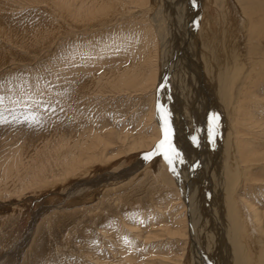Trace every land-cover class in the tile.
Here are the masks:
<instances>
[{"label":"rangeland","instance_id":"obj_1","mask_svg":"<svg viewBox=\"0 0 264 264\" xmlns=\"http://www.w3.org/2000/svg\"><path fill=\"white\" fill-rule=\"evenodd\" d=\"M59 1L0 0V264H194L187 203L177 175L163 150L158 151L165 129L158 123L159 117L147 121L152 106L157 113L159 86L146 90L149 84L144 88L110 81V71L121 79L140 68L136 65L140 56L143 58L147 40L157 34L153 18L158 1L151 0L150 6L142 0H115L119 6L111 10V16L97 17L88 21V26L78 19L71 21L74 0ZM253 2L261 7L255 17L264 16V0ZM231 4L229 0H202L199 12L193 9L194 3L185 10L186 4L175 28L181 36L193 31L194 61L206 84L199 95L209 96L211 91L217 97L214 108L209 110L207 103L203 110L197 102L192 112L195 121L196 116L203 121L200 131L212 123L218 132L210 152L212 164L229 165L231 186L224 198L246 227L237 238L238 247L252 263L251 237L259 229L249 227L247 221L252 219L246 217L243 205L246 201L264 211V64L263 68L261 62L255 66L253 60L264 54L249 53L250 64L244 66L247 73L239 64H228L226 29L235 33L239 29ZM193 16L198 19L194 21ZM257 20L262 25L264 17ZM155 40L161 66L166 47L160 39ZM181 45L186 51L185 44ZM172 73L168 79L176 90L171 93L170 109L175 111L184 69L176 64ZM235 75L232 106L229 95L233 84L228 80L233 82ZM200 86L194 83L192 90L199 91ZM154 128L161 136L153 146L130 149L136 140L152 135ZM118 135H126L127 141L121 142ZM86 136L89 140L108 136L115 144L104 152L107 146L98 142L99 159L93 160L96 150L92 149L91 154H82L84 160L78 163L83 148L73 142ZM69 139L71 145H65ZM170 141L180 152L183 162L179 165L190 173L193 164L189 166L181 153L184 146L173 138ZM27 152L38 159L24 168L20 164L23 157L28 158ZM149 154L151 158H147ZM67 155H72L74 162L67 164ZM110 155L116 158L110 159ZM199 159L202 161L201 156ZM138 164V171L124 174L125 169ZM105 177L108 182L82 186ZM77 184H82L81 188L72 194ZM36 212L40 215L32 230ZM177 228L181 234L173 233ZM25 238L28 242L20 254L16 248Z\"/></svg>","mask_w":264,"mask_h":264},{"label":"bare ground","instance_id":"obj_2","mask_svg":"<svg viewBox=\"0 0 264 264\" xmlns=\"http://www.w3.org/2000/svg\"><path fill=\"white\" fill-rule=\"evenodd\" d=\"M144 1H145V3L150 4V6L152 5L151 0H142L141 2H144ZM157 1L158 2H157L156 6L158 8H157V12L153 18V21H154V23H156V26H157V27H155V28H157V32H155V33H157L155 36V39H160L161 41L160 40L159 41L162 42L163 48L166 47L165 48L166 51L163 54V57H161L162 58L161 66L158 65V63H157L159 60L158 59L159 55L157 53L158 51L156 50V45H157L156 40L153 37H150L147 40L146 47H144L145 48V50L143 52L144 55L142 54L143 58H141V56L138 54L140 56L139 60H141V61L138 62L139 64L136 62L137 63L136 66L139 67V65H140L139 69L136 67L137 71L136 70L135 71L137 73L136 72L132 73L131 71H134V69H133L130 71V73L123 75V77L120 79L119 78L120 74L114 73L115 71L114 72L110 71V73H113V74H110V81L115 83V84L117 83L120 86L127 84L129 86L132 85L133 87L134 86L136 87L138 85L144 86V85L149 84V87L145 88V86H144V88L146 90H148L150 87L151 88L156 87V89H157L158 86L162 85V93H160V96H159L161 101H160V103L158 102L157 113H155V107L152 106L151 111L149 113V118L147 121L150 122V120H152V118H155V117L158 118L159 117L158 123H160L162 125V127H164V129L166 127L169 128L170 138L171 139L173 138L174 142L182 144L184 146V148L181 147L182 151H183V152L181 151V153H183V155L185 157H187L188 165L190 166L191 164H193V166L191 165L189 167V168H191L190 173H187L186 168L183 169V167H181L178 162H174V164L171 165L170 168L172 170H173V168H175L174 173L178 177L179 185H180L179 188L181 189L183 199L187 203L188 213L186 215H188V218H189L188 221L191 222L190 223V226L192 227L191 228V238H192L193 243L195 245V248L193 247V250H192L193 253L191 252L194 264H264V211H261L260 209H258V207L256 208L253 204L249 205V202H246V201L244 202L243 206H245V204H246L245 208L247 210L246 217H248L249 219H252V221H247V224L249 225V223H250L249 227L252 229H254L255 225L258 226L257 229H259L258 232L260 233L259 234L257 232H254V234L251 237V240H252L251 241V243H252L251 258L253 259L254 262L250 263L251 261L248 262V260H246V256L244 257V255H246V253L244 255H242V253L240 251L241 249H239V247H238L239 239H237L239 237V234L242 231L243 227L245 229H246V227L242 224V222L239 219H237V217L235 216L236 214L233 213L234 210L232 211V205H229L227 203L228 201L224 198L226 196L224 193L228 191V189H229L228 186L230 183L229 170H228L229 165L227 164L226 166H222L219 163L218 165L214 166L212 164V162H214V161L212 160V156L210 155V152H212V150H213L212 147L214 145V133H216L215 127L212 126L213 125L212 123H208L209 126H207L208 125L207 122L209 121V120H207V122H206L207 125H205L206 129L202 128L203 130L200 131V128L202 127V125H200V123L203 124V121L199 120V119L197 120V118H198L197 116H196V121H195V118H194L195 114H194V112H192L193 111L192 106H195V104L197 102L198 103L201 102L200 104L197 103V105H198V107H202L203 110H205L207 103H208L207 106H208L209 110L214 108L213 107V105H214L213 101L217 100V97L209 90L208 91L210 92L209 93L210 95L209 96H208V94L205 95L206 98H208L209 102H207V99H205V96L199 95L201 90H203L206 87V84L204 83L203 76L200 75L201 72L197 68V66L195 65V61H194L195 54H194V51L192 48V40H191L192 36L194 35L193 31H192L193 25L191 24L192 25L191 26L192 33L190 34V36H187V34H186L187 32L185 34H183V36H181V34H179L180 31L178 30V32H177V28H175V26L178 25L177 21L179 19L180 12L183 9V8L181 9L182 6L185 7V5L187 4V7H185V10H189L191 7V4L194 3L195 5H194L193 9L199 12L197 7L201 6L202 0H191V1L189 0L190 4L187 3L188 0L187 1L186 0H157ZM229 1L232 2L231 5H233L232 6L233 11H231V14H232V12H234L233 16L235 18L237 28H239V29L237 30L236 33L231 32L228 29H226L227 30V43H228L227 44V51H228V54H227L228 59L227 60H229L228 64H230L233 67L235 64H239V66H242V67H240L242 72L247 73V72H249L248 67L247 68L245 67L246 69H244V66H245V64L249 63V53L264 54V22L261 23L262 25H260V23L257 20V19H260V21H261V18H263L264 16L255 17L254 12L256 10H259V9L261 10V7L258 5L255 6L253 0H241L243 4H241L239 0H238V2L236 0H229ZM59 2H61V0ZM68 2H69V0H68ZM74 2H75V4L71 6V21L74 22L76 19H78L79 22H82V24H86V25L88 24L87 23L88 21L90 22L91 20H93L97 17L111 16L112 15L111 10H115V7L118 5V3L115 2V0H74ZM153 2H154V0H153ZM119 4H120V2H119ZM68 6H69V4H68ZM68 8L69 7L65 8V6H64V9L68 10ZM194 10H192L193 15H195V13H196V11H194ZM189 14H191V12H189ZM200 14H201V12L199 13V16H200ZM184 16H186V15H184ZM197 16H198V14H197ZM234 18H233V21H234ZM193 19L195 21L198 18L195 16ZM231 20L232 19L230 18L229 21H231ZM76 22L77 21H75V23ZM78 24H80V23H78ZM203 26L206 27V25H204V24H203ZM230 27L232 28V24ZM189 28H190V26L188 27V29ZM231 28H230V30H231ZM151 30H152V28H151ZM189 32H190V29H189ZM152 35H153V33H152ZM207 37L208 36L206 34V40L208 39ZM177 42H178V44H177ZM235 42H236V44H234ZM181 43L183 44V46L185 44V46H184V47H186V51L184 49L185 52L180 47V46H182ZM188 44L190 46H187ZM180 49H181V51H180ZM253 60H254L255 66H258V64L261 62V66L263 68L264 55L262 57L257 56L256 58H253ZM234 61H235V63H234ZM176 64H179L180 68L182 67L184 69V75L185 76L183 75V77H181V76L179 77L182 79L181 88H180V91H179V94L177 97V104L175 106V111L174 110L171 111V109H170V106L172 104L171 103V101H172V99H171L172 94L171 93L175 92L176 89L173 91V88H174L173 83L174 82L169 81V79H168L169 75L168 74H170V76H171V74H173L172 69ZM125 69H127V68H125ZM160 69H161V72H160ZM238 69H239V67L237 68V70ZM180 71H182V69ZM233 73H235V72H233ZM242 75L243 74L241 73V76ZM107 76H109V75H107ZM170 76H169V78H172ZM166 77H167L168 81L166 80ZM225 77H226V75H225ZM235 77L236 78H235V80H233V82H231V79L228 80L230 85L233 84V88L231 89L230 95H229V99H231L230 103H232V106L234 105L232 102V98L236 94L234 84H237V79H238L237 75H235ZM116 78H118V79H116ZM158 81H160V83ZM228 81L226 82V85H229ZM194 83H195V85L196 84L201 85L200 86L201 89H199V91L196 90V92H195L194 90H192V85H194ZM115 84H113V85H115ZM143 86H141V87H143ZM167 87H169V88H167ZM159 91H160V89H159ZM203 92H206V91H203ZM194 93L197 94L196 97H194ZM225 94H227V93H225ZM226 98H227V96H226ZM216 104H218V103H216ZM194 111H196V110L194 109ZM165 113H168L167 117H166ZM211 113H213V112H211ZM155 114H156V116H155ZM201 118H203V117H201ZM204 118H203V120H204ZM147 121L145 123L148 124ZM203 126H204V124H203ZM217 127H218V125H217ZM154 129L155 130H153L152 135L147 136V134L145 133L146 134L145 137L136 140L134 142V144L132 143L130 149H132L134 151L135 150L140 151L146 147L149 148V147L153 146L155 144V142L158 139H160V136H161V133L159 131H156L157 130L156 128H154ZM106 137L107 138L103 137L104 139H102L101 137L99 139L94 137L92 140H89L90 136L87 138L84 137L78 143H76L77 140H75L73 142V145L76 146L78 144V145H80L79 147L83 148L82 151L79 152V154L81 155V158L78 159L77 162L81 163L84 160L83 159L84 156H82V154H91L92 149H94V151H95L97 149V145L99 144L98 142H100V143L102 142L103 144L105 143V145L107 146L106 149H103L104 152H106V150L108 149L109 146L115 144V143L112 144L113 141L112 140L110 141V138H108V136H106ZM72 138H74V136H72ZM75 138H77V137H75ZM127 138L128 137L126 135L125 136L118 135V139L123 143L127 141ZM63 141H64V139H63ZM66 142H65V145H68V144L71 145V139H69ZM209 144H210V146H209ZM73 145H72V147H73ZM190 147H192V149ZM206 148H207V150H206L207 152L203 151ZM74 149H77V148L74 147ZM97 150L95 151V154H93V160L99 159L97 157H99L100 154L97 153L98 152ZM187 150H190L191 154H187L188 153ZM134 151H132V152H134ZM28 153L29 152H27V154ZM102 154H101V156H102ZM24 156H25V154H24ZM27 156H28V158L27 157H25V158L23 157V159L20 158V159H22L21 164H20V161L18 160L19 161L18 163L24 168H29V166H31L32 163H35V161L38 159L37 156H36V158L33 157L32 153L31 154L29 153ZM71 156L69 157L67 155L65 157V158H69V160L67 159L68 160L67 164L74 162L71 160L72 159ZM106 156H108V155L104 154L102 157H106ZM110 156L112 157L113 155H110ZM155 156H153L151 160L155 161V159H156ZM189 156H190V158H189ZM200 156L202 158L201 159L202 161H200V159H199ZM75 157H76V154H75ZM206 157L208 158V160L205 161ZM216 157H217V155H216ZM115 158L116 157H112L110 159L114 160ZM195 159L197 160L196 163H195ZM73 160H76V159L74 158ZM157 161H158V159H157ZM198 162L201 163V166H199ZM14 165L15 164H13L12 166L14 167ZM72 166H74V163ZM20 167H18V168H20ZM139 167H140L139 164L137 166L136 165L131 166V167L125 169L123 172H124V174H127V176L132 175V173L139 170ZM185 167H187V165ZM189 168L187 167L188 170H189ZM11 169H12V167H11ZM16 169H17V167H16ZM72 171H75V170L73 169ZM20 172H21V169H20ZM22 172L24 173L25 171L22 170ZM108 178L109 177H105V178H101V179L99 178L98 180H96V182H95L96 184H93V185H91V183L90 184H84V185L77 184L73 187L74 190L71 193L74 194V193L78 192L81 188V185L83 187H90V186L95 187V186H97V184H99L103 181L108 182ZM206 186L209 187L208 191L205 189ZM204 190L208 192V195L206 194L207 197L204 196V193H205ZM209 193H210V195H209ZM40 213H41V211H40ZM40 213L36 212V216H35V218L33 220V224H32V230L34 229L35 223H36ZM243 220H245V218ZM188 224L189 223H187V228L189 227ZM184 227H186V225ZM180 230H181V227H180ZM180 230L177 228L173 231V233L181 234ZM186 231H187V229H186ZM249 233L252 234L251 231H249ZM182 236H184V235L182 234ZM27 239L28 238H25V240L21 241V243H19V245L17 246L16 249H17L18 253H20V254L23 253V250L25 249L24 246L26 247V243L28 242ZM240 246H242V245H240Z\"/></svg>","mask_w":264,"mask_h":264},{"label":"snow or ice","instance_id":"obj_3","mask_svg":"<svg viewBox=\"0 0 264 264\" xmlns=\"http://www.w3.org/2000/svg\"><path fill=\"white\" fill-rule=\"evenodd\" d=\"M32 119L35 120V115L32 116ZM214 119L218 118L214 117ZM159 150H163L164 157L168 161L169 165H173L174 162H182L180 153L174 148V146L171 145L170 131L168 127L165 128L164 139L159 143L158 151ZM147 158H151V154H149ZM173 171H175V168H173Z\"/></svg>","mask_w":264,"mask_h":264},{"label":"water","instance_id":"obj_4","mask_svg":"<svg viewBox=\"0 0 264 264\" xmlns=\"http://www.w3.org/2000/svg\"><path fill=\"white\" fill-rule=\"evenodd\" d=\"M158 88L160 89V93H162V85H160ZM160 101H161V99L158 98L157 102H156V106L158 105V102L160 103Z\"/></svg>","mask_w":264,"mask_h":264}]
</instances>
